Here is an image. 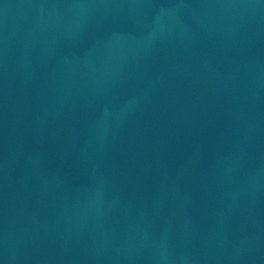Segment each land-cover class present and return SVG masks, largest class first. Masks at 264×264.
I'll list each match as a JSON object with an SVG mask.
<instances>
[{"label": "water", "instance_id": "1", "mask_svg": "<svg viewBox=\"0 0 264 264\" xmlns=\"http://www.w3.org/2000/svg\"><path fill=\"white\" fill-rule=\"evenodd\" d=\"M0 264H264V0H0Z\"/></svg>", "mask_w": 264, "mask_h": 264}]
</instances>
